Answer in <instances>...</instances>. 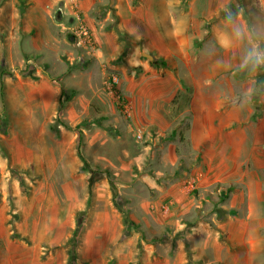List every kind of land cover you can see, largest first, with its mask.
Listing matches in <instances>:
<instances>
[{"label": "rangeland", "instance_id": "obj_1", "mask_svg": "<svg viewBox=\"0 0 264 264\" xmlns=\"http://www.w3.org/2000/svg\"><path fill=\"white\" fill-rule=\"evenodd\" d=\"M211 2L212 17L178 23L189 41L118 38L104 59L97 44L88 55L69 31L52 34L30 0H0V264H207L213 242L241 264L264 260V65L246 59L264 52V22L255 0ZM196 9L204 16L203 3ZM109 19L116 27L112 9ZM74 64L83 69L67 72ZM60 82L73 91L61 109ZM98 118L114 136L80 126ZM229 186L236 195L221 202ZM247 217L245 248L237 226Z\"/></svg>", "mask_w": 264, "mask_h": 264}, {"label": "crops", "instance_id": "obj_2", "mask_svg": "<svg viewBox=\"0 0 264 264\" xmlns=\"http://www.w3.org/2000/svg\"><path fill=\"white\" fill-rule=\"evenodd\" d=\"M31 5L28 8H32L34 5L39 6L40 9L44 11L46 15H48L49 20L45 18L52 34L62 33V31H69L72 26L75 24L76 15L89 27L94 40L99 48L101 58L107 59L114 53L118 51L117 39L118 36L116 34L117 30L121 29V23L126 25L125 34L130 36L133 40H143V44L145 46H150L152 41L159 46L168 48L172 43V40H176L178 38L185 37L186 40L189 39V29L188 26L186 31L184 28L179 27L178 23L184 22L187 25L196 27L197 23H199V19L212 17L214 14L213 11V3L212 0H184V2H173L171 0H30ZM132 1L134 5L132 6ZM217 7H221L228 0H219ZM203 3V6L206 7L205 13L200 16V12L196 9L197 5ZM186 4V5H185ZM255 4L258 5V10L261 15L262 21L264 22V0H255ZM56 14L55 16H51L52 10L55 8ZM96 6L104 7L106 11L100 15L94 12ZM186 6V7H185ZM4 6L0 7L1 9ZM114 10L115 14L119 17L118 24L116 27L112 29L105 28L107 21L109 19V13ZM22 14L23 10H21ZM108 14V17H105ZM0 13V22L1 20ZM23 15V17H25ZM21 30L22 21H21ZM42 27H40V31H42ZM169 33L170 41L166 39V34ZM21 49V48H20ZM19 50V49H18ZM1 54V53H0ZM97 57V59L99 58ZM100 58V59H101ZM67 80V79H66ZM65 80V81H66ZM97 139L94 141V144L100 141ZM95 158L100 159L97 154L94 155ZM233 197H235L236 192L231 193ZM248 198H251V194L248 193ZM260 203L262 204L260 210L264 213V198L260 199ZM249 217H247V221H241L237 229L242 234V240L244 246L246 248L247 241V228L250 224L248 222ZM258 230L264 228V219H260L258 221ZM218 227H222L224 232L228 234L230 238L232 236L231 227H225V225ZM263 232V230L261 231ZM260 243L261 250L258 251L261 255H264V234L260 235V239H258ZM254 241V239L252 240ZM249 243L251 242L248 241ZM252 246V245H251ZM210 247L212 248L214 254L209 258L208 263L214 264H241L236 260V253H232L230 249L223 251V247L221 248L217 242H213ZM224 252L222 256H220V252ZM246 254L251 256V250L246 249ZM254 260V258H253ZM253 264H264V260H257L253 262Z\"/></svg>", "mask_w": 264, "mask_h": 264}, {"label": "trees", "instance_id": "obj_3", "mask_svg": "<svg viewBox=\"0 0 264 264\" xmlns=\"http://www.w3.org/2000/svg\"><path fill=\"white\" fill-rule=\"evenodd\" d=\"M133 5H134V2L132 1V6ZM105 11H106V9L104 7H100V15H102ZM112 28H114L113 25L107 27V29H112ZM116 34H117L118 38L120 40H123L124 42L127 41L128 43H131L134 41L130 36H128L124 33H121L117 29H116ZM148 64H149L150 68L155 69V70L164 69L167 67V63L164 60H151L148 62ZM81 69H83V66H81L80 64H74L68 68L67 72H69L71 70H81ZM45 75L47 76V74H45ZM47 77L49 78V76H47ZM234 78L238 81H241L244 79V75L237 73V74H234ZM49 79L51 80L52 78H49ZM58 86H59V90H60L58 105L61 109L63 104H64V101H69L71 95L73 94V91H68V90L64 89L63 84L61 82L58 83ZM3 88H4L3 83L1 81V76H0V99H1L2 103H4ZM180 96H181L180 93H176L174 98L169 102L168 107H170L171 105H174ZM64 97H65V100H62ZM102 120H103V118H98V119H95V120L89 121V122L84 121L80 124V126L84 127L85 129H89L92 126L100 127L105 132H107L109 135L114 136L115 132H112L111 129L102 126V124H101ZM63 127L65 129H68L67 125H63ZM185 129L187 130L188 126H186ZM79 133H81V132H79ZM179 133L181 134L182 131H180ZM77 156H78V159L82 165V170L87 172L90 169L91 165L89 164L87 158L85 156H83L82 153L80 152V148L77 149ZM233 190H234V186H229L225 191L220 192V194H219L220 195V201L221 202L225 201V199L232 193ZM228 214L229 215H235V212L230 211V212H228ZM223 215H224V212L219 211L218 220H222ZM123 222H124L125 226H127V227L133 226V223L131 221H129L127 218H123Z\"/></svg>", "mask_w": 264, "mask_h": 264}, {"label": "built area", "instance_id": "obj_4", "mask_svg": "<svg viewBox=\"0 0 264 264\" xmlns=\"http://www.w3.org/2000/svg\"><path fill=\"white\" fill-rule=\"evenodd\" d=\"M69 32V40L75 48L84 50L88 55L96 53L97 49L94 37L89 27L77 15L75 17V24ZM115 83L116 78L114 76L108 77V88ZM138 138H140V136H138Z\"/></svg>", "mask_w": 264, "mask_h": 264}, {"label": "clouds", "instance_id": "obj_5", "mask_svg": "<svg viewBox=\"0 0 264 264\" xmlns=\"http://www.w3.org/2000/svg\"><path fill=\"white\" fill-rule=\"evenodd\" d=\"M231 45V41L225 37V39L221 42L222 47H229ZM247 60L253 62L255 66L264 65V52L259 51L257 48H253V50L246 57Z\"/></svg>", "mask_w": 264, "mask_h": 264}, {"label": "water", "instance_id": "obj_6", "mask_svg": "<svg viewBox=\"0 0 264 264\" xmlns=\"http://www.w3.org/2000/svg\"><path fill=\"white\" fill-rule=\"evenodd\" d=\"M143 56L146 57L148 61H151L152 60V57L151 56H148L146 54H143Z\"/></svg>", "mask_w": 264, "mask_h": 264}]
</instances>
